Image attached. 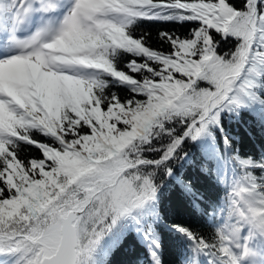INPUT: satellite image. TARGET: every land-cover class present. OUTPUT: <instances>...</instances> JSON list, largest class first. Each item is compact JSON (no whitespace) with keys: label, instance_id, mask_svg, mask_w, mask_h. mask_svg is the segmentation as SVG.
I'll use <instances>...</instances> for the list:
<instances>
[{"label":"snow or ice","instance_id":"6c2138e0","mask_svg":"<svg viewBox=\"0 0 264 264\" xmlns=\"http://www.w3.org/2000/svg\"><path fill=\"white\" fill-rule=\"evenodd\" d=\"M262 91L264 0H0V264H108L136 237L161 264L160 226L175 264H264V158L209 163ZM174 185L199 226L168 225Z\"/></svg>","mask_w":264,"mask_h":264},{"label":"trees","instance_id":"16d2710c","mask_svg":"<svg viewBox=\"0 0 264 264\" xmlns=\"http://www.w3.org/2000/svg\"><path fill=\"white\" fill-rule=\"evenodd\" d=\"M139 27L151 31L155 36V33L160 29L168 30L176 26L171 23L142 21ZM260 95L264 96V91ZM223 122L231 137V147L228 149L225 159L210 160L211 167L221 172H234L236 162H229L228 160V157L233 154H238L241 159L260 160L264 158V102L251 103L247 109L240 112L238 117H229L225 114ZM218 142L223 149V140L218 138ZM192 151L197 158L202 159L205 151L212 152L214 148L209 144L195 145ZM181 170L185 179L194 183L197 188L204 191L208 196L215 198L217 195L223 194L221 187L214 182V179L201 173L197 167L187 165L183 166ZM165 191L166 195L162 203L164 213L169 216L168 225L199 226L201 224L198 214L195 213L188 199L182 195L179 185H174ZM157 232L161 244V264H175L177 255L187 248L188 242L169 227L160 226ZM133 236H135L134 233ZM9 259H12V257H9ZM107 260L108 264H151L148 258L147 246L139 237H136L130 246L124 244L112 250Z\"/></svg>","mask_w":264,"mask_h":264},{"label":"rangeland","instance_id":"374dc122","mask_svg":"<svg viewBox=\"0 0 264 264\" xmlns=\"http://www.w3.org/2000/svg\"><path fill=\"white\" fill-rule=\"evenodd\" d=\"M253 247L259 249V248H260V244H259V242L255 243V244L253 245ZM262 259H264V258H262ZM5 264H7V263H5ZM13 264H14V261H13Z\"/></svg>","mask_w":264,"mask_h":264},{"label":"bare ground","instance_id":"6f19581e","mask_svg":"<svg viewBox=\"0 0 264 264\" xmlns=\"http://www.w3.org/2000/svg\"><path fill=\"white\" fill-rule=\"evenodd\" d=\"M39 23V18H34L33 26H36Z\"/></svg>","mask_w":264,"mask_h":264}]
</instances>
